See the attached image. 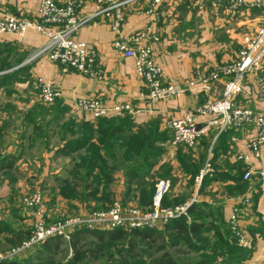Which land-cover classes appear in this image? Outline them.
<instances>
[{
  "label": "crops",
  "instance_id": "1",
  "mask_svg": "<svg viewBox=\"0 0 264 264\" xmlns=\"http://www.w3.org/2000/svg\"><path fill=\"white\" fill-rule=\"evenodd\" d=\"M41 1L0 0V17L13 14L36 21ZM150 2L137 0L123 7L126 20L121 35L124 38L153 23V18L146 14ZM109 6L98 5L97 0H81L78 8L80 17L87 22L74 33L73 38L87 44L96 53V66L90 75L73 70L64 73L59 65L52 63L47 55L50 40L42 33L28 30L22 37L0 33V56L5 57L10 65L2 74L16 73L12 82L0 86V129H3L0 157L11 155L18 159L13 170L4 171L0 199L10 197L13 190L28 187L39 168L47 175L56 173L61 168L57 166L62 159L86 154L85 148L63 156L56 154L74 139L68 130L72 124L97 123L89 114L73 107L76 98L99 99L108 106L131 104L136 112L130 117L134 129L139 130L152 123L168 128L173 118L193 112L207 99L222 97L224 82L219 81L208 97L186 91L149 105L141 96L145 84L136 73L134 59L124 57L113 47L117 36L111 30L110 20L104 15L94 16L100 8ZM157 12L159 40H150L148 44L163 69V82L183 89L199 73L232 63L244 41L264 19L261 10L233 11L228 5L216 4L212 0H163ZM38 79L52 83L61 91L62 98L51 105L39 102ZM263 80L264 73L247 74L243 92L235 98V106L264 114ZM254 136L252 126L228 128L221 134L212 129L194 148L176 147L171 143L163 161L154 169V172H161L162 164L170 161L171 167L163 171L166 177L159 178L158 182L168 179L171 175L167 170H171L176 188L174 197L187 196L184 203L197 197L199 203L207 204L215 211L220 210L227 223L234 208L240 207L242 199L251 198L252 206L240 218L244 239L238 240L239 245L251 250L252 254L244 264H259L264 252V178L258 174L264 171V151L261 158L251 157L249 163L239 159L247 152V145ZM180 159L198 168L199 173L208 162L210 170L207 174L217 176L206 182L201 195L198 194L200 187L191 185V177ZM250 168L255 174L244 180ZM9 174L16 177L5 179ZM7 200L5 205L9 211L11 207Z\"/></svg>",
  "mask_w": 264,
  "mask_h": 264
},
{
  "label": "built area",
  "instance_id": "2",
  "mask_svg": "<svg viewBox=\"0 0 264 264\" xmlns=\"http://www.w3.org/2000/svg\"><path fill=\"white\" fill-rule=\"evenodd\" d=\"M133 1L137 0L119 2L97 0L100 6L104 4L110 6L100 8L94 16L104 15L110 20L111 30L117 36L113 47L124 57L134 59L136 73L145 84V91L141 96L149 105L186 91L199 92L208 97L217 82H224L220 99H207L193 112L169 121L168 129L172 134V145L191 149L212 129H217L218 134H221L228 128L252 126L255 136L247 145V152L239 156V159L244 163H249L251 157L261 158L264 151V114L236 107L235 98L242 94L247 74L264 73V19L261 25L244 41L232 63L199 73L188 82L186 89H183L172 84L166 85L163 82V69L156 62L153 50L148 44L150 40H159L157 10L163 0H151L146 11V14L153 18L150 26L129 38L121 35L126 20L123 7ZM212 1L216 4H226L233 11L261 10L264 14V1L262 0ZM80 3L81 0H42L37 8L36 21L22 19L13 14L2 15L0 33L14 34L19 37L24 36L28 30L42 33L50 40L47 55L52 63L59 65L64 73L73 70L82 75H90L96 66V53L87 44L73 38L74 33L87 22L78 13ZM261 86L264 90V80L261 81ZM37 88L41 103L51 105L62 98L61 91L48 81L38 79ZM73 107L79 112L89 114L96 121L118 115H131L136 112L129 103L108 106L102 100L90 98H76L73 101ZM209 170L210 165L207 162L205 169L196 178V185L201 186L203 177ZM254 174V169H248L244 180H249ZM258 174L264 178V171ZM170 189V181L161 179L156 185L152 208L147 211L114 203L108 210L81 212L74 217L52 224H47L49 214L44 194L41 191L26 194L22 196L21 203L30 212L33 230L29 239L20 247L13 249L12 253L25 252L55 236L69 240L73 232L82 228L92 230L136 229L152 227L156 223L166 224L171 220L188 217V210L197 201V197L181 205L163 206V199ZM240 203V207L234 208L229 224L233 235L243 241L244 233L240 228V218L252 206V200L246 197ZM6 212L5 203L0 202V222ZM262 258L259 264H264V252Z\"/></svg>",
  "mask_w": 264,
  "mask_h": 264
},
{
  "label": "trees",
  "instance_id": "3",
  "mask_svg": "<svg viewBox=\"0 0 264 264\" xmlns=\"http://www.w3.org/2000/svg\"><path fill=\"white\" fill-rule=\"evenodd\" d=\"M9 67L8 60L0 56V86L8 84L14 79L15 72L2 74ZM159 129L158 123H152L144 129L135 130L130 114L102 118L97 120L96 125L90 123L81 126L72 124L68 130L75 136L74 139L67 142L56 154L63 156L81 148L86 149V154L80 159L83 166L79 168L84 176L81 179L82 184L69 187L68 190L75 193L78 188H81L84 199L96 200L101 185L97 180L99 178L112 179V174L101 166V162H111L112 169H117V165L121 163L124 164L122 166L125 179L130 184L138 186L134 180L151 176V172L155 168L152 160H159L164 152L159 144L165 138L160 134ZM2 131L3 129H0V136ZM167 132L170 133L172 139L171 131L168 129ZM93 140L96 141L93 142ZM17 160L11 155L0 157V182L4 171L13 170ZM180 162L191 177V185H195L196 178L200 175L199 169L186 164L183 159H180ZM146 166L148 169L141 176V171ZM98 170L99 172H97ZM213 178L215 179L217 176L206 174L203 177L199 195H201L206 182ZM142 188L141 197H144L149 190H155V183L151 185L149 181L145 182ZM186 197L184 196L182 201H174L173 204L169 202L168 197H164L163 206L184 204ZM188 217L171 220L163 224L162 230L134 229L125 231L123 229L92 230L82 228L73 232L68 241H65L61 236L51 237L31 248H36V250L27 259L5 260L0 264H52L53 256L61 253L64 244H67L72 251L70 264H83L84 258L104 260L102 264H142L139 259L145 258L149 260V264H192L188 261L181 262L177 258L181 259V256H185V249L196 248L195 250H199L196 244L197 241H202L203 237L206 238L205 244L209 249L206 251V247L201 246L200 251L204 250L210 257L202 258L195 264L217 262L219 264H244L251 257V250L239 245L238 239L231 231L229 222L227 223L223 219L220 210L215 211L207 204L196 201L189 208ZM31 227L33 230L32 224ZM3 233L0 222V237ZM31 234L29 233L25 238L18 237L17 242H12L14 243L12 246L20 247ZM91 238L95 240H91ZM120 245L127 246L125 251L119 250ZM107 247H116L121 259H114V255L106 251Z\"/></svg>",
  "mask_w": 264,
  "mask_h": 264
},
{
  "label": "rangeland",
  "instance_id": "4",
  "mask_svg": "<svg viewBox=\"0 0 264 264\" xmlns=\"http://www.w3.org/2000/svg\"><path fill=\"white\" fill-rule=\"evenodd\" d=\"M167 131L168 128L164 129L160 127L159 129L160 134H162L165 138L164 141L159 144V147H161L164 152L159 160H152V163L155 165V168L158 167L160 161H163L162 158L164 159L166 151H169L168 147L171 145V135ZM155 148L157 149V147ZM81 157V154H75L74 156L71 155L67 158L62 159L57 166L61 168L56 173L52 172L47 175V173H43L42 168H39L37 171V175L32 178L33 181L30 182L28 187H26L24 190H13L12 195H10V197H4V199H0L1 203H5V200L8 199L7 201L11 207V209L6 212L1 221V228L4 233L0 237V262L5 260L27 259L36 250L35 248L19 254L12 253L13 249L16 248V246H12L14 245V243L12 242H17V238L20 236L22 238H25L26 235L32 233V220L29 217L30 212L22 205V196L26 194H32L35 191H41L44 194L49 214V218H47V224H52L64 220L66 218L74 217L80 214L81 212L105 211L110 209L114 203H119L122 206L137 208L142 211H147L152 208L153 198L156 193V186L155 190H149L148 194L144 192L146 195L144 197H141L143 184L149 181V184L152 185L155 183V185H157L159 178L166 177L163 175V171L171 167L170 161L166 162V164L163 163L160 167L162 170L161 172H154L153 170L151 172V176H149L148 178L144 179L143 177H141L134 180V183L138 184L137 186L130 184L125 179L123 174L124 167L122 166L124 164L121 163L120 165H117V169H112L111 162H101V166L105 167L106 171H109V173L112 174V179L99 178L97 181H100L101 185L99 186L100 193L97 199L86 200L82 196L83 192L81 188H78L75 193H72L68 190L69 187H74L75 185L77 186L79 184H82L81 179H83L84 176L79 168L80 166H83V164L80 162ZM147 169L148 168L146 166L141 171V176L147 171ZM167 171L168 174L171 175L170 177L172 178H170L169 176L168 177L173 181L171 182L167 177V180H169L171 183V189L170 192L165 195V197H168L169 202L173 204L174 201H182L183 197H181V195L179 197H174L176 188L173 183L175 180L173 179V174L171 173V170ZM97 172H99V170ZM5 177V179L9 180L10 178H15L16 176L14 174H9ZM62 192H64V194H62ZM162 227L163 224L156 223L152 227H139L136 229L162 230ZM123 230L132 231L134 229ZM205 239L206 238L203 237L202 241H197L196 245L197 247H199V250H195L196 248L191 250L185 249V256H181V259H177L181 262L188 261L192 264H195L198 263L202 258L210 257L209 254L206 253L204 250L200 251L201 246L206 247V251L209 249V247L207 248V245L205 244ZM91 240L95 239L91 238ZM126 248L127 246L125 245L119 246V250L121 251H125ZM106 249L108 253L114 255V259H121V255L118 254L116 247H107ZM71 253L72 251L70 248H68V245L64 244V246H62L61 248V253L53 256L52 264H70V262L72 261ZM103 261H100L98 259L93 260L92 258H84L83 264H102ZM139 262H141L142 264L150 263L147 258L141 260L139 259ZM214 264H219V262Z\"/></svg>",
  "mask_w": 264,
  "mask_h": 264
}]
</instances>
